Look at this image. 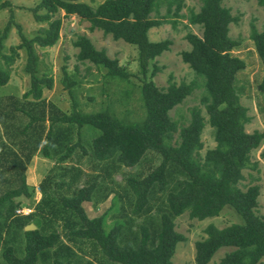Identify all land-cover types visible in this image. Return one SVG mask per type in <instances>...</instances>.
Returning <instances> with one entry per match:
<instances>
[{"label":"trees","instance_id":"1","mask_svg":"<svg viewBox=\"0 0 264 264\" xmlns=\"http://www.w3.org/2000/svg\"><path fill=\"white\" fill-rule=\"evenodd\" d=\"M226 1L201 0L199 11L190 12L189 25L199 27L202 35L189 32L185 38L191 48L181 53L183 63L202 79L205 89L202 103L216 147L204 156L202 135L207 122L202 110L193 108L190 123L183 127L170 116L197 85H178L171 77L167 88H159L153 81L163 71L156 59L170 52L173 42H153L149 33L165 22L175 26V20L184 17L181 13L185 0H105L97 5L83 0H39L26 8L40 26L34 36L26 34L11 10L10 21L0 30V88L10 82L8 68L20 58L21 51L27 55L25 71L31 86L22 99L0 98V182L10 187L0 194V219H4L0 220V231L13 228L14 235L18 230L26 244L25 255L19 258L7 241L5 263L81 264L73 259L75 252L67 240L76 247L102 253L110 264H172L178 245L186 240L176 231L177 218L189 213L191 219L205 221L219 217L225 207L231 206L242 217V223L223 229L210 224L205 229L206 238L195 244L194 263L210 264L220 250L233 249L218 264H264V216L257 214L261 189L258 185L246 190L239 186L244 171L258 168L252 155L262 148L264 132L246 131L251 117L241 104L237 77L247 63L233 55L241 41L233 39L230 32L239 18L225 6ZM9 5L5 2L1 8ZM259 5L264 8V0H259ZM163 6L164 19L153 18L152 14ZM62 12L63 17L77 16L88 22L90 32L102 31L114 41L136 46L138 74L143 82L142 120L117 117L109 107L91 113L79 110L74 91L78 82L66 68L63 84L72 97V112L67 113L46 99L44 91L54 89V77L48 68L41 69L37 47L47 49L59 43ZM13 27L20 43L11 46L8 55L6 42ZM249 37L262 65L263 77L257 89L264 98V29L260 31L252 23ZM73 45L79 50V62L106 71L105 84L118 82L127 90L128 98V87L137 73L128 72L117 58H110L105 49L98 50L85 35L78 36ZM86 125L100 132L91 141L83 134ZM40 151L45 158L56 161L59 173L54 174L55 167L43 178L39 187L42 199L30 204L35 188L27 184L26 171ZM151 154L158 163L147 162L144 172L127 176L123 189L115 190L116 186L121 187L116 176L124 170L135 171L132 167ZM260 158L264 160V150ZM160 192L166 193V210L162 212L159 230L142 225L140 235L132 239L124 235L125 213L111 226L107 225L108 211L90 218L84 207L86 202L97 207L114 194L109 211L125 200L132 214L140 218L154 194ZM17 199L34 205L33 213L17 214L23 205H15ZM118 211L125 209L120 206ZM31 224L36 229L26 231ZM85 264L96 263L87 260Z\"/></svg>","mask_w":264,"mask_h":264},{"label":"rangeland","instance_id":"2","mask_svg":"<svg viewBox=\"0 0 264 264\" xmlns=\"http://www.w3.org/2000/svg\"><path fill=\"white\" fill-rule=\"evenodd\" d=\"M38 1L39 0H0V30H4L10 21L11 10H14L16 22L23 26L26 34L34 36L40 29V26L36 24L33 16L26 8L34 6ZM83 1L97 5L103 3L105 0ZM5 2L10 5L1 8L2 4ZM201 4V0H185V8L181 13L184 17L175 20V26L172 23L165 22L162 26L153 28L149 33V38L153 42L165 39H170L173 42L171 51L163 54L155 61L163 68V71L153 79L157 87L167 88L171 77H173V81L178 85L182 83H194L197 85L192 95L188 96L181 105L170 112L171 119L177 122L180 127L187 126L190 123L191 111L195 107L202 110L206 122L208 119L204 104L202 103V98L205 95L202 79L197 77L196 73H194L188 65L184 64L181 59V53L189 51L191 48L185 38L186 35L189 32H193L199 36L202 35L200 28L189 25L187 19L191 11H199ZM224 4L232 10L234 16L239 18V22L231 26L230 32V36L233 39L241 41V46L233 52V55L240 57L247 63L246 69L239 73L237 77V87L240 92L241 104L248 109V114L251 117V122L246 126V131L248 133H253L254 131L264 132V98L257 89L258 84L262 80L263 71L254 44L249 37L252 23H255L260 31L264 29V8L259 5V0H228ZM165 14L166 7L163 6L161 10L159 9L158 13L152 14V17L164 19L163 17ZM61 16H64L63 12ZM89 26L90 24L88 22L81 20L77 16L63 17V26L59 43L47 49L37 47L41 69L46 70V68H48L50 70V75L54 77V89L44 91L46 99L58 104L64 111H67V113L72 112V97L63 84L64 68H66L71 78L78 82V86L74 88V91L75 97L80 104L79 110L91 113L99 110H106L109 107L110 111L117 117L129 119L131 121L142 120L144 117V108H142L141 104L140 96L142 97V90L140 89L143 82L141 81L142 77L138 74V50L136 46L122 40L114 41L110 36H105L102 31L90 32ZM80 35H85L90 38L98 50L105 49L110 58H117L120 65L128 72L131 74H138L131 79L132 86L128 87L131 94L128 98L125 97L127 90L119 87L118 82L114 81L105 84L106 80L103 76L106 71L90 63H81L78 61L77 54L79 50L74 47L73 43ZM19 43L20 39L18 32L13 27L11 36L6 42L5 52L11 55V46H16ZM1 64L3 63L1 62ZM26 65L27 55L24 51H21L20 58L16 60V63L11 68H8V70H10L11 79L8 85L0 88V98L5 99V97L14 96L15 98L22 99L23 95L30 89L31 82L30 76L25 71ZM83 134L85 138L87 137L88 140L91 141L94 134L99 135L100 132L96 129L93 131L92 126L86 125L83 128ZM202 142L204 144V149L201 152L203 156L208 150L216 147L213 130L208 122L206 123L202 135ZM89 145V143L86 144V147L89 148ZM263 150L264 144L260 150L253 153L252 162H258V168L244 171V180L239 185L243 190H246L251 185L260 186L261 194L259 197L257 214L261 216H264V160L260 158V154ZM158 161L159 160L151 154L147 158H144L138 165L132 167L133 169L136 168L135 171L129 170V168L128 170L131 171L130 173L125 170L121 171L116 176V180L121 187L116 186L115 190L120 191L123 189L127 176L136 172H144V167L147 162L157 164ZM68 165L71 164L68 163ZM57 166L55 160L45 158L41 151L35 155L32 162L28 165L26 172L29 186L35 188V198L30 204L33 202L36 204L42 199V194L39 191L40 182L53 168H57ZM84 167L85 166H83V168ZM57 173H59L58 168L55 170L54 174ZM4 188L5 190L10 189L8 184H2V182H0V194ZM165 194V192L155 193L151 198L149 208L144 211L140 218L132 214L130 211L131 208L129 207L130 204L125 200L121 203L115 202V209L109 211L114 203V194L111 195L106 202L100 203L97 207L90 202L84 203V207L90 218L100 217L108 211L107 225L111 226L114 221L118 219L121 220V216L125 213L126 227L124 229V235L132 239L134 235H140V227L142 225H150L151 228L159 230L162 212L166 210V205L164 204ZM18 202H22L23 205L21 209H25L26 213L29 212L28 209L33 210V208H35L34 205H26L27 202H23L22 199H17L15 205H17ZM120 206L124 207L125 212L119 213L118 210ZM0 220L2 221L4 219L1 218ZM20 220L23 221V219ZM242 221V217L231 206L225 207L219 217L207 219L205 221L191 219L189 213L177 218L175 221L176 231L182 234L186 240L178 245L176 254L172 259V264H195V244L206 238L205 229L210 224H214L218 228L223 229L233 224L242 223ZM11 229L14 230L13 228ZM12 230L7 227L0 231L2 232V234H0V264H7L4 262L3 257V252L6 246H8L7 241H10V245L14 247L17 257L23 258L25 255V241L23 238L19 237L20 234L18 230L14 235L12 234ZM65 242L72 247L75 252L73 259L78 263L85 264L87 260H92L96 264H110L103 254L98 251L91 250L88 247H76L67 240H65ZM232 250L233 249L220 250L210 264H218L220 260Z\"/></svg>","mask_w":264,"mask_h":264},{"label":"built area","instance_id":"3","mask_svg":"<svg viewBox=\"0 0 264 264\" xmlns=\"http://www.w3.org/2000/svg\"><path fill=\"white\" fill-rule=\"evenodd\" d=\"M39 191H40V188H39ZM28 210H29V212H27V213H26V210L25 209H21V208H18L16 211L20 215L28 216L29 213H31V214L33 213V210L32 209H28Z\"/></svg>","mask_w":264,"mask_h":264},{"label":"water","instance_id":"4","mask_svg":"<svg viewBox=\"0 0 264 264\" xmlns=\"http://www.w3.org/2000/svg\"><path fill=\"white\" fill-rule=\"evenodd\" d=\"M35 225L34 224H31L29 225L28 227H26V231H32V230H35Z\"/></svg>","mask_w":264,"mask_h":264},{"label":"crops","instance_id":"5","mask_svg":"<svg viewBox=\"0 0 264 264\" xmlns=\"http://www.w3.org/2000/svg\"><path fill=\"white\" fill-rule=\"evenodd\" d=\"M27 172V171H26ZM48 173V172H47ZM41 183V182H40ZM27 184H28V182H27ZM29 185V184H28Z\"/></svg>","mask_w":264,"mask_h":264}]
</instances>
